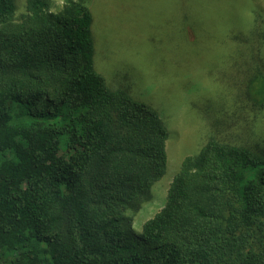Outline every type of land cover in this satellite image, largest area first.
<instances>
[{
	"label": "trees",
	"instance_id": "trees-1",
	"mask_svg": "<svg viewBox=\"0 0 264 264\" xmlns=\"http://www.w3.org/2000/svg\"><path fill=\"white\" fill-rule=\"evenodd\" d=\"M25 9L0 0V264H264V144L208 139L134 232L128 213L166 171L165 124L106 83L87 5Z\"/></svg>",
	"mask_w": 264,
	"mask_h": 264
},
{
	"label": "rangeland",
	"instance_id": "rangeland-1",
	"mask_svg": "<svg viewBox=\"0 0 264 264\" xmlns=\"http://www.w3.org/2000/svg\"><path fill=\"white\" fill-rule=\"evenodd\" d=\"M25 1L15 0L16 19ZM47 1L51 11L65 2ZM75 1L93 15L97 68L108 86L150 105L168 131L165 174L151 200L128 213L139 232L163 205L183 157L208 139L264 144V105L250 97L256 67L264 69V0Z\"/></svg>",
	"mask_w": 264,
	"mask_h": 264
}]
</instances>
